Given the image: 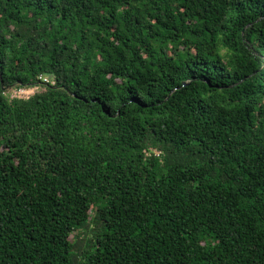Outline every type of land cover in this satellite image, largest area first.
I'll return each mask as SVG.
<instances>
[{
	"label": "trees",
	"instance_id": "16d2710c",
	"mask_svg": "<svg viewBox=\"0 0 264 264\" xmlns=\"http://www.w3.org/2000/svg\"><path fill=\"white\" fill-rule=\"evenodd\" d=\"M0 264H264V0H0Z\"/></svg>",
	"mask_w": 264,
	"mask_h": 264
},
{
	"label": "built area",
	"instance_id": "2783aa9c",
	"mask_svg": "<svg viewBox=\"0 0 264 264\" xmlns=\"http://www.w3.org/2000/svg\"><path fill=\"white\" fill-rule=\"evenodd\" d=\"M37 80L43 84H52V79H45V78H42L41 76H38ZM34 90H35L34 87L30 88V87L18 86L6 92L5 95L7 96L9 100L26 99L34 92ZM154 154L157 155V153H154Z\"/></svg>",
	"mask_w": 264,
	"mask_h": 264
},
{
	"label": "clouds",
	"instance_id": "9594fccd",
	"mask_svg": "<svg viewBox=\"0 0 264 264\" xmlns=\"http://www.w3.org/2000/svg\"><path fill=\"white\" fill-rule=\"evenodd\" d=\"M52 84H53V80H52ZM52 84H50V85H52ZM12 88H14V86H12V87L10 88V90H11ZM10 90H8V91H10ZM8 91H6V92H8ZM154 153H157V152H154ZM154 155H155V154H154ZM157 155H158V153H157ZM157 155H155V156H157Z\"/></svg>",
	"mask_w": 264,
	"mask_h": 264
},
{
	"label": "water",
	"instance_id": "95a60500",
	"mask_svg": "<svg viewBox=\"0 0 264 264\" xmlns=\"http://www.w3.org/2000/svg\"><path fill=\"white\" fill-rule=\"evenodd\" d=\"M182 85H185V83H182Z\"/></svg>",
	"mask_w": 264,
	"mask_h": 264
}]
</instances>
